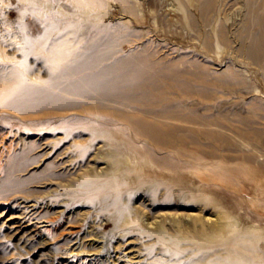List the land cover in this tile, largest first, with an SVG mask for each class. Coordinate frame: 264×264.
<instances>
[{
  "label": "rangeland",
  "instance_id": "374dc122",
  "mask_svg": "<svg viewBox=\"0 0 264 264\" xmlns=\"http://www.w3.org/2000/svg\"><path fill=\"white\" fill-rule=\"evenodd\" d=\"M261 8L0 0V94L21 74L61 80L54 52L102 41L157 61L164 92L140 110L170 108L173 128L159 145L125 117L132 106L69 93L61 111L0 105V146L8 134L20 151L10 176L14 154L0 155V264H231V246L236 264H264V56L245 48Z\"/></svg>",
  "mask_w": 264,
  "mask_h": 264
},
{
  "label": "bare ground",
  "instance_id": "6f19581e",
  "mask_svg": "<svg viewBox=\"0 0 264 264\" xmlns=\"http://www.w3.org/2000/svg\"><path fill=\"white\" fill-rule=\"evenodd\" d=\"M251 13L255 14L254 17L260 23H264V8L259 9L256 13L254 9H251ZM103 43L102 41L87 43L83 52L74 53V57L68 61L64 60L70 53L66 51L54 52L57 48L54 47L53 60L55 66L61 71L62 79L58 80L56 77L53 81H48L47 84H38L28 81L25 74L9 77V80L5 81V85L2 86L0 105L22 113H46L73 107L64 104L63 93L120 102L133 107L132 113H128L129 115L127 114L125 117L140 135L148 137L150 141L159 145L164 144V134H171L173 129L167 120L171 109L166 108L161 111L151 108L154 110V112L152 111L154 114L150 111H143V113L140 110V105H143L144 99L151 94H154L155 98H159L163 94L164 86L161 84L166 83L164 82L166 74L148 53L142 52L138 55L129 53L116 56L110 54L108 48L105 47L107 45L103 46ZM59 44L61 45V43ZM245 48L250 56L261 59L264 56V32L253 35ZM92 54H97V56L91 58ZM161 116L163 117L161 118ZM7 137L9 141L5 139L6 143L8 141L7 145L0 146V155L4 152L14 154L9 155L11 168L8 173L10 176L12 164L17 160L20 151H15L17 149L14 141H10V135L7 134ZM42 143L38 146H42ZM212 239L215 237L213 236ZM234 250V247H229L228 254L223 258V261L236 264Z\"/></svg>",
  "mask_w": 264,
  "mask_h": 264
}]
</instances>
